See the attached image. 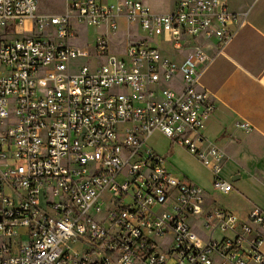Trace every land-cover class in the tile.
<instances>
[{"label":"built area","instance_id":"built-area-1","mask_svg":"<svg viewBox=\"0 0 264 264\" xmlns=\"http://www.w3.org/2000/svg\"><path fill=\"white\" fill-rule=\"evenodd\" d=\"M237 18L227 0H65L61 13L0 0V25L22 34L0 37V264H264L262 208L242 221L208 205L144 146L159 131L233 189L204 135L216 103L201 79L206 41L222 52ZM122 22L146 35L122 41ZM89 26L106 29L91 44Z\"/></svg>","mask_w":264,"mask_h":264},{"label":"crops","instance_id":"crops-1","mask_svg":"<svg viewBox=\"0 0 264 264\" xmlns=\"http://www.w3.org/2000/svg\"><path fill=\"white\" fill-rule=\"evenodd\" d=\"M227 2L230 11L238 15L232 23L236 31L220 53L216 39L206 41L215 58L202 76L201 86L214 95L216 103L204 135L228 157L223 174L232 181L233 189L227 193L214 189L213 194L206 192V198L208 205L248 221L255 206L264 210V0ZM243 179L252 183V192L234 187L235 181ZM191 223L202 228L200 217H192Z\"/></svg>","mask_w":264,"mask_h":264},{"label":"rangeland","instance_id":"rangeland-1","mask_svg":"<svg viewBox=\"0 0 264 264\" xmlns=\"http://www.w3.org/2000/svg\"><path fill=\"white\" fill-rule=\"evenodd\" d=\"M114 2L115 0H109ZM146 6L153 11H169L174 9L178 0H141ZM39 11L42 13H61L64 10L65 0H38ZM88 34L86 40L88 43H93L96 37V30L106 31L105 27L99 29L94 26L88 27ZM21 33H14L12 31L6 32L3 25H0V37L4 36L7 39L21 36ZM119 35L122 41L137 36H145L146 34L142 30H138L127 26L123 22L120 25ZM84 36L82 33L78 34L76 42L83 43ZM112 49L116 50V45L112 39ZM163 57L174 58L172 55V48L163 44L162 46ZM86 60H77L75 65L84 64ZM208 137V135H206ZM145 148H150L160 156L165 157V164L167 168L174 174L184 177L188 182L194 183L202 187L207 193H214L213 188V176L211 171L203 165L198 159L186 149L178 144L172 145V141L159 131L154 132L146 141ZM234 187L241 190L243 193H249L253 191L252 183L247 180H237L234 182ZM212 193V194H213ZM217 194V193H216ZM214 194V195H216ZM51 198V197H50ZM167 209V206L155 207L156 212H163ZM27 243V242H26Z\"/></svg>","mask_w":264,"mask_h":264},{"label":"water","instance_id":"water-1","mask_svg":"<svg viewBox=\"0 0 264 264\" xmlns=\"http://www.w3.org/2000/svg\"><path fill=\"white\" fill-rule=\"evenodd\" d=\"M233 179L235 180L236 178H235V177H233Z\"/></svg>","mask_w":264,"mask_h":264}]
</instances>
